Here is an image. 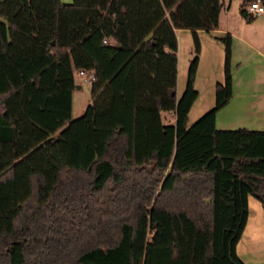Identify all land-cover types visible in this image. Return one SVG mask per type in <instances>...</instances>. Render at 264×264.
I'll list each match as a JSON object with an SVG mask.
<instances>
[{
    "label": "trees",
    "instance_id": "trees-1",
    "mask_svg": "<svg viewBox=\"0 0 264 264\" xmlns=\"http://www.w3.org/2000/svg\"><path fill=\"white\" fill-rule=\"evenodd\" d=\"M168 1L0 0V264H137L135 215L151 231L141 264H244L249 196L264 220V131L215 128L232 95L229 34L213 35L223 81L193 124L195 31L181 96L175 78L146 91L139 57L176 61ZM188 1L204 14L205 0ZM79 71L94 80L72 120Z\"/></svg>",
    "mask_w": 264,
    "mask_h": 264
},
{
    "label": "crops",
    "instance_id": "crops-1",
    "mask_svg": "<svg viewBox=\"0 0 264 264\" xmlns=\"http://www.w3.org/2000/svg\"><path fill=\"white\" fill-rule=\"evenodd\" d=\"M220 2L221 8L215 15L213 6L207 7L205 0L202 16L195 13L188 0L166 3V15L177 38L176 61H158L154 57L141 55L139 58L144 61L141 72L144 87H147L148 93L160 94L167 81L175 78L176 99L181 96L193 48L192 32L195 31L200 42V54L194 79L197 97L187 116V126H190L214 106L215 84L223 81L224 49L213 35L229 34L232 95L216 113L215 128L264 131V13L250 21L242 17L239 10L230 17L225 1ZM188 19L195 21V27L183 24ZM150 64H156L159 68L153 69ZM79 87L76 85V88ZM162 118L166 121L164 123L172 124L174 112H163ZM247 201L248 216L235 247L236 255L244 264H264L263 211L252 196Z\"/></svg>",
    "mask_w": 264,
    "mask_h": 264
},
{
    "label": "rangeland",
    "instance_id": "rangeland-1",
    "mask_svg": "<svg viewBox=\"0 0 264 264\" xmlns=\"http://www.w3.org/2000/svg\"><path fill=\"white\" fill-rule=\"evenodd\" d=\"M208 2V0H206ZM227 10L229 9V15L232 17L237 13L239 7L242 3V0H224ZM63 3H71L72 0H61ZM190 3V2H189ZM209 6V4H207ZM76 85L80 86L75 88L72 92L71 97V119L74 120L80 117L89 104L90 98V85L89 83H81L80 80L75 77ZM164 122L165 119L163 120ZM133 250H132V259L135 263L141 264L140 254L141 249L146 245L148 240L151 237V231L149 228V222L147 219L139 217V215L134 216L133 220ZM142 250V251H143ZM139 261V262H138Z\"/></svg>",
    "mask_w": 264,
    "mask_h": 264
},
{
    "label": "built area",
    "instance_id": "built-area-1",
    "mask_svg": "<svg viewBox=\"0 0 264 264\" xmlns=\"http://www.w3.org/2000/svg\"><path fill=\"white\" fill-rule=\"evenodd\" d=\"M246 17L252 19L256 16L264 13V4L261 0H253L246 7ZM77 77L81 83H91L94 80V74L92 72L79 71Z\"/></svg>",
    "mask_w": 264,
    "mask_h": 264
}]
</instances>
